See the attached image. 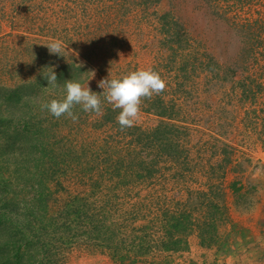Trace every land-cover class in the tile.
I'll list each match as a JSON object with an SVG mask.
<instances>
[{
    "label": "rangeland",
    "instance_id": "374dc122",
    "mask_svg": "<svg viewBox=\"0 0 264 264\" xmlns=\"http://www.w3.org/2000/svg\"><path fill=\"white\" fill-rule=\"evenodd\" d=\"M53 39L66 57L42 45ZM47 67L56 87L39 74ZM141 68L167 81L152 98L169 108L166 117L147 111L150 100L124 130L119 110L105 119L114 111L107 102L100 115L76 106L75 122L41 110L65 97L66 80L102 93L97 82L110 72ZM11 91L19 92L8 101ZM0 117L7 120L0 180L10 197L4 206L0 191V213L35 210L36 228L23 231L41 235L29 236L22 264H230L234 251L235 264H264L257 239L237 244L251 234L242 233L246 216L264 197V0H0ZM161 122L174 126L179 154L145 137ZM34 124L45 155L26 144ZM227 147L231 162L221 167ZM217 188L222 211L212 216L200 201ZM181 211L192 212L191 228L178 234L184 247L164 249L171 216ZM204 222L213 224L209 233ZM2 224L0 239L19 238L14 225ZM247 251L256 253L244 261Z\"/></svg>",
    "mask_w": 264,
    "mask_h": 264
},
{
    "label": "clouds",
    "instance_id": "9594fccd",
    "mask_svg": "<svg viewBox=\"0 0 264 264\" xmlns=\"http://www.w3.org/2000/svg\"><path fill=\"white\" fill-rule=\"evenodd\" d=\"M42 45L48 48L50 55L66 57L61 40L53 39ZM39 74L47 80L48 86H57L58 79L54 67H47V70L43 68ZM97 83L103 89L102 93L93 91L89 84L85 86L74 79L66 80L65 97L42 104L41 110H46L57 119L65 116L75 122L78 120V116L73 111L76 106H80L84 112L100 115L103 112V103L107 102L114 111L119 110L116 120L120 129L124 130L135 126L140 118L143 102L160 95L167 87V81L152 68H141L120 77H113L110 72L108 77Z\"/></svg>",
    "mask_w": 264,
    "mask_h": 264
},
{
    "label": "trees",
    "instance_id": "16d2710c",
    "mask_svg": "<svg viewBox=\"0 0 264 264\" xmlns=\"http://www.w3.org/2000/svg\"><path fill=\"white\" fill-rule=\"evenodd\" d=\"M178 36L179 34L172 36L174 41L176 40V37ZM180 42L178 43L179 45H181ZM235 79H236V75L235 73H233V71H227L225 73V80L227 82L234 81ZM11 92L13 93H11L9 96H7V98H5L8 101L11 100L15 94L17 95L19 91H15V92L11 91ZM63 93L64 91H62V94ZM146 109L147 111H155L158 115L162 117H166L167 115H169V112H168L169 108L164 105L161 98H155V99L150 100V102L148 103V106H146ZM108 111H111L112 113L106 116L105 119L112 121L111 119H113L112 117H113V114L115 115V111H112L111 109ZM26 119L27 120L24 122L25 125L29 123V121H32V118L27 117ZM6 122L7 120L5 121V118L0 117V130L2 129L1 127H3L4 125L6 126ZM36 127L38 128V126L34 124L32 125V128H30V130L33 132H29V133H31L33 137L29 138L26 141L27 142L26 144L30 149H33V150L35 149V150H40V151L42 150L44 152L43 154L45 155L49 149L46 147V144H42L40 141H38L39 132L38 130L36 132L34 131L36 130ZM27 129H29L28 126H27ZM174 130H175L174 126L171 125L169 122H161L160 125L153 128L151 131L146 132L144 135L145 137H147L148 141L153 139L154 141L159 143V147H161L164 153L176 155L180 153L178 149V145L176 144L173 138H170V134H172ZM4 132H6V130ZM227 149L228 147L224 149L226 154L222 160L223 165L221 167H223L224 165H228L231 162V151ZM3 179L0 180V184L2 185L0 186V191L7 195V198L4 201V206H8L10 197H8L9 194L7 193L5 189L7 184L3 182ZM241 187L242 185H240V180H234L232 188L236 192H238L239 190H241ZM221 196H223V192L221 191V188L220 189L217 188L215 191L213 189V191L209 192L208 198L206 197L205 194L203 195V199H201L200 203L201 204L208 203L211 206V210L209 209L208 212L210 213V215L216 216L222 210H221L220 204H218L217 200H215L213 197H221ZM191 214H192L191 211H185V212L181 211L177 215L171 216V219L169 222L170 228L167 230V238L165 241L162 242V247L164 249L179 250L182 247H184L183 246L184 242L182 238L178 236V234L179 233L182 234L183 232H185L186 230L188 231V229L191 228L190 227L192 225ZM32 217H37V212L33 209H28V213H26V215L11 214L9 213V211H4L0 213V225L2 226L3 225L2 223H10L14 225L15 233L19 235V238L14 236L13 238L8 237V238L0 239V257L1 255H3L2 253H5V246L7 245V243L13 242L12 243V249H13L12 253L7 254L5 261L0 260V264H22L23 263L22 250L25 249L31 243V238L29 236H32V237L33 235L41 236L36 233H31L28 236V233L23 231L24 229L29 230V226L33 229L32 225L36 228L37 220H35ZM202 226H203V233L206 231L207 233H209L210 229H212L213 224L204 222ZM215 231L216 230L214 228L213 236L215 234ZM213 236L210 237L211 241L209 243H206L204 238L201 239V243L203 245H210L212 243ZM219 249L222 251L223 247L220 246ZM31 264H34V262H31Z\"/></svg>",
    "mask_w": 264,
    "mask_h": 264
},
{
    "label": "crops",
    "instance_id": "0c3cea01",
    "mask_svg": "<svg viewBox=\"0 0 264 264\" xmlns=\"http://www.w3.org/2000/svg\"><path fill=\"white\" fill-rule=\"evenodd\" d=\"M233 182L231 183V185H233ZM260 182V180H259ZM231 187V186H230ZM227 191V190H226ZM264 197L261 198V204L257 207V210L255 213H253V210L252 211H249L250 212V215L246 216L248 220H250L251 222H249L246 226L242 227L244 228L243 232L240 231V228L239 227H230L229 226V229L232 231V230H238L239 232H242L244 234H248V233H251L249 234L248 236H239L238 237V240H237V244L242 242L244 243L245 241L248 243V244H252V242L254 244H256V242L254 241L255 239L258 240V243L259 244H262V253L259 255V259H264V212L261 213V211H264ZM263 207V208H262ZM230 211V214L231 212H233L232 208H228L226 212ZM248 212V213H249ZM252 213V214H251ZM253 221H252V220ZM233 232V231H232ZM235 234V233H234ZM241 234V233H240ZM195 235L196 234H193V237L195 238ZM249 237H251L250 239H248ZM231 242H234L233 240H230ZM244 241V242H243ZM251 242V243H250ZM241 243V244H242ZM260 248V247H259ZM214 251V250H213ZM235 251L229 256L228 258V261H230V264H235L234 262L236 261V257L234 256L235 255ZM253 253H256V252H252V251H247L245 253V256L242 254L241 257H242V260H250L254 258V255ZM258 253V252H257ZM262 255V256H261ZM261 256V257H260ZM245 257V258H243ZM233 261V262H232Z\"/></svg>",
    "mask_w": 264,
    "mask_h": 264
}]
</instances>
